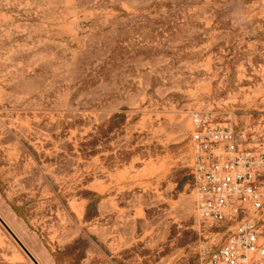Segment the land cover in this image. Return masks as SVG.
<instances>
[{
	"label": "rangeland",
	"instance_id": "1",
	"mask_svg": "<svg viewBox=\"0 0 264 264\" xmlns=\"http://www.w3.org/2000/svg\"><path fill=\"white\" fill-rule=\"evenodd\" d=\"M196 112L264 154V0H0V217L38 264L214 255ZM6 232L0 264H31Z\"/></svg>",
	"mask_w": 264,
	"mask_h": 264
},
{
	"label": "built area",
	"instance_id": "2",
	"mask_svg": "<svg viewBox=\"0 0 264 264\" xmlns=\"http://www.w3.org/2000/svg\"><path fill=\"white\" fill-rule=\"evenodd\" d=\"M191 175L198 218L232 231L204 264H264L257 219L264 214V154L212 114L191 115Z\"/></svg>",
	"mask_w": 264,
	"mask_h": 264
},
{
	"label": "water",
	"instance_id": "3",
	"mask_svg": "<svg viewBox=\"0 0 264 264\" xmlns=\"http://www.w3.org/2000/svg\"><path fill=\"white\" fill-rule=\"evenodd\" d=\"M0 224L5 228V230L10 234V236L17 242V244L26 252V254L29 256V258L35 263L36 260L33 258V256L30 254V252L26 249V247L21 243V241L17 238V236L12 232V230L8 227V225L4 222V220L0 217Z\"/></svg>",
	"mask_w": 264,
	"mask_h": 264
},
{
	"label": "bare ground",
	"instance_id": "4",
	"mask_svg": "<svg viewBox=\"0 0 264 264\" xmlns=\"http://www.w3.org/2000/svg\"><path fill=\"white\" fill-rule=\"evenodd\" d=\"M7 223V222H6ZM7 233V232H6ZM7 236V235H6ZM12 242V241H11ZM31 264H35L32 260H31Z\"/></svg>",
	"mask_w": 264,
	"mask_h": 264
}]
</instances>
